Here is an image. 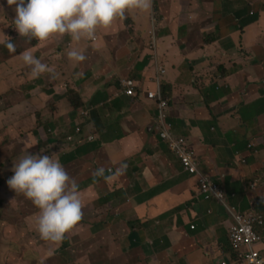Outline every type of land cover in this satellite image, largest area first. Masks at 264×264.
<instances>
[{"label":"crops","instance_id":"obj_1","mask_svg":"<svg viewBox=\"0 0 264 264\" xmlns=\"http://www.w3.org/2000/svg\"><path fill=\"white\" fill-rule=\"evenodd\" d=\"M153 3L154 36L140 15L148 11L128 8L87 44L56 34L27 49H40L45 60L50 54L57 66L50 75L58 107H51L52 116L69 120L75 111H89L84 130L95 140L84 147L97 143L76 159H89L86 188L78 189L85 193L83 221L76 224L91 211L94 234L81 245L91 250L78 252L75 263L229 264L233 218L217 200L198 194L196 177L148 132L156 107L145 91L156 88L154 78L164 70L160 84L172 102L171 122L196 151L200 172L224 187L229 206L264 212V0ZM125 17L131 31L121 23ZM69 48L85 60L66 57ZM23 52L11 60L13 69L24 68ZM74 63L89 71L77 74L66 94L60 85ZM126 79L139 86L137 95L122 93ZM101 167L112 171L95 175ZM257 231L255 247L264 258V227Z\"/></svg>","mask_w":264,"mask_h":264},{"label":"clouds","instance_id":"obj_2","mask_svg":"<svg viewBox=\"0 0 264 264\" xmlns=\"http://www.w3.org/2000/svg\"><path fill=\"white\" fill-rule=\"evenodd\" d=\"M152 2H154V0H152ZM6 3L9 5H15V15L12 21L15 30L20 36H25L37 41H44L56 34H68L73 41H79L82 38L89 39L86 44L95 40L96 29L98 27L109 26L115 18L122 16L126 9L136 8L141 11H149L151 8V0H6ZM125 18L128 19L127 17ZM132 20H134V18H132ZM151 21V23L154 24L152 17ZM152 32L153 34L150 36H154V31ZM3 35L7 36L5 34ZM0 42H3L4 46L10 52L17 53L15 56L12 54L8 55L9 60L13 59L12 57L16 59L23 51L19 50V48H16L15 44L9 37L6 41ZM36 46L37 44L30 46L29 48H35ZM39 51L40 49H35L33 54H36ZM33 54L29 51H25L22 54V60L24 64L30 66L31 73L29 69L27 70L23 68L26 70V73L25 75H21L19 73L20 68H18L12 71V75L6 74L7 77L14 80L15 77L13 74L15 73V75L19 74V77L23 79L29 77V81H32V76L36 77L43 72H52V69L48 65L42 63L40 59ZM66 55L69 59L75 62L85 60V55L77 48H69L66 50ZM7 60L8 59H5V62L1 60L0 62V75H2L5 70H7L5 67ZM7 64H10V62L8 61ZM163 73L164 70H158V74H156L154 78L156 88L158 87L160 92V76ZM31 87L32 85L28 90H31ZM137 87L139 86L136 85V88ZM156 88H153L151 91H155ZM148 92L149 91H145L146 98ZM135 95H137L136 89L135 94L132 96ZM23 96L24 97L22 101H24V99H31V93L29 91L25 92L24 89ZM71 96L73 95H70L69 97ZM75 112L76 117L73 118V116H71L69 120L63 119V125H59L57 120L55 127L52 129L53 134L50 132V130L45 128V130L51 133V138L46 140L48 143L44 145L43 149L37 150L47 149V146L53 140L61 142L64 133L66 132L70 133L68 137L69 139L81 142L83 145L93 142L95 140L94 135L91 132H85L84 130L89 117V115H87L89 111L81 110L79 112ZM13 114L19 118V111L15 112V110H11L10 113L6 115V117H10ZM38 114L41 116V113L39 112H36L34 116H37ZM155 130L159 131V134L161 133L157 127ZM163 140L166 142L168 148L179 158L180 164L182 165L180 157L170 148L169 142L165 139ZM185 141L188 147L193 151L187 138H185ZM25 151L24 154L20 156L13 164L11 169L12 175L6 180V187L8 190L9 187L14 190V192L9 191L10 194L21 192L27 199L31 200L33 205L39 209L40 214L36 221V231L37 234L39 233L41 240L45 241L46 239L53 242L60 241L63 239L65 233L70 230L81 219L82 216V203L79 195L78 185L75 180L69 177L67 171L59 162L58 158L54 157L53 155L32 154ZM195 158L198 163L197 169L199 174L206 177L210 182L215 184V187L217 186L223 193L222 200H219L215 196L206 197V194L201 192L198 182L199 176L189 173L182 165L184 171L188 172V174L192 175V177H196L198 184V194L202 196L204 200H217L226 208V211L229 214V209L232 207L234 212L239 214L250 212L262 214L261 212L256 213L254 211L240 212L237 211L234 206H229L226 202L227 199L224 187L215 180L203 175L200 172L199 160L196 154ZM121 167H124V165H121ZM111 171V168L101 167L97 168L94 174L97 176H103L104 172L110 173ZM117 171H119V169H117ZM230 216L233 218L231 214ZM233 224L234 218L229 229ZM262 227H264V223L263 225H255V232L259 235L260 241L261 236L257 230L258 228ZM191 228H194V226ZM260 241H258L256 244H258ZM230 247L237 253V251L232 248L231 242ZM254 249H256L255 246ZM259 254L261 255L260 252ZM236 259L237 257L230 259L229 264L236 262ZM224 263L228 264L227 262H221V264Z\"/></svg>","mask_w":264,"mask_h":264},{"label":"rangeland","instance_id":"obj_3","mask_svg":"<svg viewBox=\"0 0 264 264\" xmlns=\"http://www.w3.org/2000/svg\"><path fill=\"white\" fill-rule=\"evenodd\" d=\"M153 6L154 3L151 0V8L148 14H140L144 16L145 24H149L150 35L153 34L152 31H155L154 26H156L151 23V17L152 19L156 17L157 10L156 6L155 11H153ZM14 9L15 5L7 4L5 0L0 3V41H6L9 37L16 48L30 52L27 49L34 44H38L39 41L20 36L15 30L12 21L15 15ZM124 22L125 24L121 22L122 25L128 29L129 19ZM128 30L131 31L130 28ZM69 37L68 35L64 42L69 41ZM5 52L14 56L17 55L15 52H10L4 46V43L0 42V62L1 60L5 62V59L11 62L12 59L9 60L8 54ZM35 56L42 63L48 65L52 71L57 68L52 64L53 60L50 54H46V60L44 52H38ZM63 61L67 62L68 60L64 59ZM82 64L83 66L78 67L74 63L70 68L65 69L66 71L70 70L71 75L61 82L60 86L64 93L67 94V90L73 84H77L78 81H75L77 74L89 71V68L84 69V63ZM11 65V63H6L7 70L0 75V264H38L39 261L44 264H81L79 262L75 263L74 256L78 252L83 254L91 250L81 245L82 242L86 243L94 234L92 227L89 225L90 219H93L92 212L87 211L84 222H81L82 224H79V226L75 224L70 231H67L64 240L53 242L45 239L43 241L36 231V221L40 214L39 209L21 192L10 194L9 191L14 192V190L10 187L8 190L6 187V180L12 175L13 164L24 154L25 148L27 152H31L33 148L43 149L44 145L48 143L46 140L51 138L52 129L57 123L55 115L52 116L51 107L58 108L54 95V84L50 77L51 72H46L47 75L43 72L42 77L32 81H29V77L23 79L19 77V74L15 75L14 73L15 79L13 80L6 75L15 70ZM22 66L27 70L29 67L31 73L29 65L22 62ZM31 85V90H28ZM22 88L25 92L29 91L31 93L30 100L24 99L25 102L22 101L24 97ZM11 110L19 111V118L15 114L6 117ZM36 112H40L41 116L40 114L34 116ZM58 124L63 125V119H59ZM45 128L50 130L51 133ZM76 165L78 164L76 163ZM65 170L68 173V168ZM76 170H71L68 173L69 177L73 174H80ZM84 194V192H79L81 203L85 199ZM98 201L101 202V200ZM80 220L83 221V218ZM95 239L101 238L95 237ZM115 249L122 248L117 245Z\"/></svg>","mask_w":264,"mask_h":264},{"label":"built area","instance_id":"obj_4","mask_svg":"<svg viewBox=\"0 0 264 264\" xmlns=\"http://www.w3.org/2000/svg\"><path fill=\"white\" fill-rule=\"evenodd\" d=\"M123 93L132 96L135 94L136 84L133 80L127 79L122 81ZM147 98L156 100L159 107V115L156 119L157 128L160 130L161 137L169 142L170 148L180 157L182 165L189 173L199 176L198 182L201 192L206 197L215 196L219 200L223 199L222 191L210 182L206 177L199 174L197 160L194 152L188 147L185 139L172 140L169 133L170 125L165 122L167 116L166 101L161 99V93L157 87L155 91H149ZM230 214L234 218V224L229 229V238L231 246L237 251V259L233 264H264V258L254 249L255 244L260 241L259 235L255 232V225H263L264 220L262 214L243 213L239 214L229 209ZM225 264V263H224Z\"/></svg>","mask_w":264,"mask_h":264},{"label":"trees","instance_id":"obj_5","mask_svg":"<svg viewBox=\"0 0 264 264\" xmlns=\"http://www.w3.org/2000/svg\"><path fill=\"white\" fill-rule=\"evenodd\" d=\"M253 5V4H252ZM128 21V19H126ZM125 21V20H124ZM122 21L124 24L125 22ZM130 21V20H129ZM31 45H32V42H31ZM35 45V44H34ZM32 45V46H34ZM8 54V52H5ZM48 54V53H47ZM10 55V53L8 54ZM12 57V56H11ZM13 58V57H12ZM19 61H22L21 59ZM219 69H221L219 67ZM224 69V68H222ZM19 73L21 75H25L26 73V70L25 69H20L19 70ZM228 72L227 70L224 69V72H222V75L225 76L227 75ZM45 75H47V73L45 72ZM42 77V73L39 74L38 76L36 77H33L32 76V79L33 80H37L38 78ZM160 82H161V76H160ZM161 99L163 101H166V104H167V116H166V119H165V122H167L169 125H170V128H169V133L172 137V140H178L180 138H183L185 139L186 137L183 135V134H178L175 132L174 130V126H173V123L171 122V117H170V106L172 105V102L170 100H168V96L167 94L165 93V90H162L161 89ZM73 97V96H71ZM69 102L71 103V106L75 107L76 109L78 108V106L74 105V102H73V99L72 98H68ZM152 103H154L156 105V100H150ZM156 107V110H155V114H154V120H153V123L150 125V131L148 130V132H150L151 134H154L155 137H157L164 146H166V142L161 138L160 134H159V131L155 130L157 124H156V118H158V115H159V107L158 106H155ZM40 113V112H39ZM148 128V127H147ZM155 132L157 134H155ZM70 133L66 132L64 133V136L62 138V141L59 142V141H56V140H53L48 146H47V150H45V152L43 154H46V155H53L54 157L58 158L59 159V162L65 166V169L68 168V171L70 172L71 170L73 169H77L76 172H79L80 174H73L70 176L71 179L75 180V182L77 183L78 185V189H82V188H86V183L85 181H88V175L86 173V170L84 169L89 161L88 157H85V158H81L79 160H76L78 158H80L82 155L84 154H87L88 153V150L87 148L89 147H92L93 149H95L97 147V143H94V144H89L87 146L84 147V145L81 143V142H78V141H75L73 139H69ZM168 147V146H167ZM190 147L193 149V151L195 152L196 154V151L194 150L193 146L190 144ZM169 149V148H168ZM84 151L83 153H79V151ZM169 151L172 153V155L178 160V162L180 163L179 161V158L175 155V153H173L170 149ZM31 153H34V152H31ZM197 155V154H196ZM76 163L78 165H76ZM181 165V164H180ZM182 167V165H181ZM182 170L184 173L188 174V172L184 171L183 167H182ZM189 176H192L190 174H188ZM1 186V184H0ZM99 192V191H98ZM99 199L101 201H103V198H102V195H100ZM262 216H263V220H264V212H262ZM230 257L231 259H234L237 257V253L235 251H233L230 247ZM39 258V257H38ZM38 264H44V263H41V261L38 262Z\"/></svg>","mask_w":264,"mask_h":264}]
</instances>
